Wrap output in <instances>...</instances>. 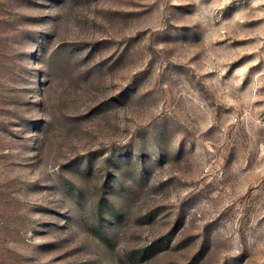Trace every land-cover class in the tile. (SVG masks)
<instances>
[{
  "label": "rangeland",
  "instance_id": "1",
  "mask_svg": "<svg viewBox=\"0 0 264 264\" xmlns=\"http://www.w3.org/2000/svg\"><path fill=\"white\" fill-rule=\"evenodd\" d=\"M0 264H264V0H0Z\"/></svg>",
  "mask_w": 264,
  "mask_h": 264
}]
</instances>
